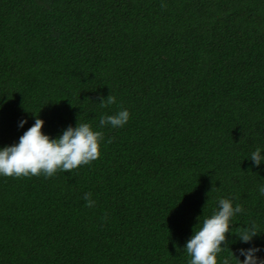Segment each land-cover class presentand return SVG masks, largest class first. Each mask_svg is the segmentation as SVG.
<instances>
[{
    "label": "trees",
    "instance_id": "trees-1",
    "mask_svg": "<svg viewBox=\"0 0 264 264\" xmlns=\"http://www.w3.org/2000/svg\"><path fill=\"white\" fill-rule=\"evenodd\" d=\"M120 108L124 127L99 128ZM36 116L53 139L103 131L101 155L0 175V264H189L221 198L244 211L217 264L264 260V0H0V149Z\"/></svg>",
    "mask_w": 264,
    "mask_h": 264
},
{
    "label": "clouds",
    "instance_id": "clouds-1",
    "mask_svg": "<svg viewBox=\"0 0 264 264\" xmlns=\"http://www.w3.org/2000/svg\"><path fill=\"white\" fill-rule=\"evenodd\" d=\"M161 7L164 8L166 5L161 4ZM99 104L105 108L116 104V97L111 94L106 99L101 97ZM129 119V111L120 108L114 114L102 115L99 119V128L108 125L112 128H122ZM25 123L27 121L22 120L19 126L23 127ZM43 125L44 121L36 116L34 125L24 132L17 144L0 149V175L20 178L43 174L45 178H50L57 170L70 172L100 157L104 132L94 130L91 124L77 123L75 127L69 126L55 139L42 132ZM108 143H111V140ZM250 160L257 167L264 161V155H261L259 147L252 152ZM259 192L264 195V186L259 188ZM83 199L87 202V207L95 206L91 193H85ZM243 211L240 204L233 206L232 199H219L218 209L204 219L202 226L194 231L186 243L185 249L191 257L189 264H217V254L221 253L228 243L226 234L232 232L231 229L234 227L231 222ZM258 234L257 225L253 222L247 227L237 229L235 235L242 242L249 243ZM239 251L240 255L245 257L242 262L238 259L239 264H264V260H259L256 256L259 248ZM222 264H229V259H223Z\"/></svg>",
    "mask_w": 264,
    "mask_h": 264
}]
</instances>
